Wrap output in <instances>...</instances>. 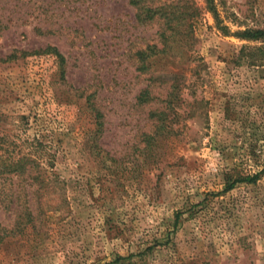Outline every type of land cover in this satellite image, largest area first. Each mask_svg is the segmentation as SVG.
<instances>
[{"label":"rangeland","instance_id":"rangeland-1","mask_svg":"<svg viewBox=\"0 0 264 264\" xmlns=\"http://www.w3.org/2000/svg\"><path fill=\"white\" fill-rule=\"evenodd\" d=\"M213 2L227 34L203 0L175 32L128 0H0V168L35 160L0 173V264H264V62L233 35L264 0ZM46 46L62 63L20 55Z\"/></svg>","mask_w":264,"mask_h":264},{"label":"trees","instance_id":"trees-1","mask_svg":"<svg viewBox=\"0 0 264 264\" xmlns=\"http://www.w3.org/2000/svg\"><path fill=\"white\" fill-rule=\"evenodd\" d=\"M180 0H169L163 1L160 3H157L155 0H128V2L133 5L136 8V18L141 21H148L152 19H163V24L166 25V27L170 30H174L179 24L180 20L189 17L192 15V11L186 12L185 5L179 4ZM205 3L206 9L212 14V17L214 19V24L222 33L227 34V27L223 24H221V21L218 16L217 9L215 7V4L213 0H203ZM189 7V6H188ZM187 7V8H188ZM237 38L246 40V41H252V42H258V45L250 46V47H241L237 54L236 58L239 60H242L246 63H262L264 62V29L262 28H250L245 27L242 30L236 31L233 33ZM160 37L163 39L165 37V33L162 30L160 32ZM51 53L60 63L63 61V57L61 54L57 51V49L53 46H46L41 50H34L32 52H26L22 51L20 55H24L27 53ZM158 52L155 49V46L150 45L147 46L143 50L137 51V55L140 57L141 61H143L146 57ZM11 55V54H10ZM145 63L142 62L141 68H145ZM147 91L143 90L140 94L139 100H144L146 98ZM96 117L100 116L99 112L96 111ZM160 114H155L157 118H159ZM35 160H32L27 157H20L14 161H9L5 165H3V168H0V173L3 172H12L19 168H22L23 164L25 162H34ZM257 176V173L255 175H252L248 179L250 181L254 180ZM245 179H235L234 181H231L228 183L227 187L230 188L234 182L242 181ZM176 218V217H175ZM123 257L116 256L112 260L108 262H104L102 264H116L120 260H122Z\"/></svg>","mask_w":264,"mask_h":264}]
</instances>
